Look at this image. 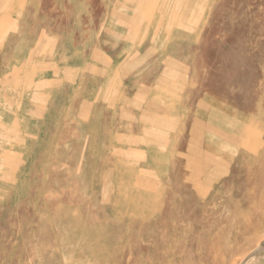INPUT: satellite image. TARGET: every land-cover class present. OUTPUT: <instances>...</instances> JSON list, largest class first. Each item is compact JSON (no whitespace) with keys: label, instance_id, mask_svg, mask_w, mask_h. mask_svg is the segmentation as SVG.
<instances>
[{"label":"rangeland","instance_id":"rangeland-1","mask_svg":"<svg viewBox=\"0 0 264 264\" xmlns=\"http://www.w3.org/2000/svg\"><path fill=\"white\" fill-rule=\"evenodd\" d=\"M0 264H264V0H0Z\"/></svg>","mask_w":264,"mask_h":264},{"label":"crops","instance_id":"crops-1","mask_svg":"<svg viewBox=\"0 0 264 264\" xmlns=\"http://www.w3.org/2000/svg\"><path fill=\"white\" fill-rule=\"evenodd\" d=\"M127 78L120 77L119 74H113V78L115 79V83L118 88L117 95H114L115 102H120L121 98L129 104V106L133 109L136 107L138 114H140V119H142L143 115H150L151 117H155L157 121H160L161 118H169L170 111L172 109L179 110L178 102L176 105H169L167 104L163 99V93L164 91L160 89L159 87H162L160 85H150L148 81L143 80H137L132 77V73L126 75ZM128 88V90H127ZM123 90V91H122ZM126 106V105H124ZM142 114V115H141ZM132 116V114H131ZM138 118H136L135 115V121L131 123L132 132L134 133V128H140L143 130H148V126L146 124H142L140 121H138ZM168 123V122H166ZM173 125V123H169V127ZM152 131H155L159 134L165 133V130L161 129L160 127H154ZM169 134V132H167ZM150 147V146H147ZM153 147V146H152ZM151 150V148H147V150ZM156 150H159L157 147Z\"/></svg>","mask_w":264,"mask_h":264}]
</instances>
